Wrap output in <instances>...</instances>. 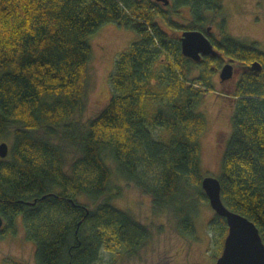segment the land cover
I'll return each mask as SVG.
<instances>
[{
	"label": "trees",
	"instance_id": "16d2710c",
	"mask_svg": "<svg viewBox=\"0 0 264 264\" xmlns=\"http://www.w3.org/2000/svg\"><path fill=\"white\" fill-rule=\"evenodd\" d=\"M222 1L0 0V144L11 142L9 156L0 159L2 237L16 234L22 216L36 264H95L114 244L138 255L152 233L112 203L120 189L112 192L108 158L116 175L152 195L157 210L174 213L180 234L195 235L198 203L209 201L202 180L210 176L201 174L208 121L195 109L214 90L223 60L185 57L182 29L203 32L246 69L232 91L221 93L234 100V131L218 179L224 204L252 221L264 241V52L206 32L205 12L220 18ZM187 6L192 22L181 27L171 15ZM113 23L140 37L116 61L111 81L120 93L93 120L76 121L85 109L90 38ZM221 26L226 31L225 18ZM255 62L261 72L247 70ZM164 98L173 102L153 111L151 101ZM151 128L165 137L155 141ZM70 149L77 157L68 164ZM212 225L222 229L224 243L226 219L216 215Z\"/></svg>",
	"mask_w": 264,
	"mask_h": 264
},
{
	"label": "rangeland",
	"instance_id": "374dc122",
	"mask_svg": "<svg viewBox=\"0 0 264 264\" xmlns=\"http://www.w3.org/2000/svg\"><path fill=\"white\" fill-rule=\"evenodd\" d=\"M224 14L214 21V13L206 11L209 21L205 29L211 27L212 35L218 41L225 36H231L247 44H255L264 52V0H223ZM181 27L189 26L192 14L189 6L180 9V13L171 15ZM223 18L226 19V31L222 30ZM164 29L172 34L171 27L157 20ZM182 29L177 30L181 37ZM140 40L138 34L120 24L103 26L90 38L92 60L90 63V78L87 85L85 109L77 115L76 121L88 123L96 118L110 103L116 91L112 85L116 61L121 52ZM225 59V58H224ZM224 62L222 64L225 65ZM235 74L240 67L232 63ZM242 68V67H241ZM221 70V69H220ZM219 70V72H220ZM238 70V71H237ZM218 75L213 78L214 90L207 92L203 101L196 107V112L206 116L208 129L202 138V176L210 175L220 178L222 163L226 150L233 136V105L234 100L227 94L238 82L237 77L226 83H221ZM198 75L195 70L193 76ZM156 79L161 81V76ZM165 87L160 86L159 93ZM195 87H201L198 84ZM177 100V99H176ZM173 101L168 98L151 101L153 111L166 108ZM155 141H161L165 132L152 129ZM11 145V142H7ZM77 157L71 149L68 150V164ZM108 164L113 172L112 192L120 196L113 197L112 203L119 209L130 213L141 224L148 227L152 233L147 245L136 256L126 253L124 247L113 245V250H101L95 264H215L222 255L224 233L218 225H212L215 211L209 201L201 200L195 214L196 233L194 236H184L177 230V218L171 210H157L151 194L146 193L134 183L121 179L115 172V163L108 158ZM16 234L6 237L0 235V264L10 263L36 264V244L26 238L22 216L16 219Z\"/></svg>",
	"mask_w": 264,
	"mask_h": 264
},
{
	"label": "water",
	"instance_id": "95a60500",
	"mask_svg": "<svg viewBox=\"0 0 264 264\" xmlns=\"http://www.w3.org/2000/svg\"><path fill=\"white\" fill-rule=\"evenodd\" d=\"M157 2L164 3L166 6L170 4V0H157ZM180 41L182 54L194 62L202 61L204 56L218 55L212 42L201 31L186 30ZM242 70L246 69L242 68ZM247 70L258 73L262 71V65L255 62ZM235 71L231 63L225 64L220 72L221 81H230ZM9 153L8 143H1L0 159H6ZM202 188L216 215L225 218L228 226L223 253L215 264H264V241L259 228L248 218L227 208L221 197L220 180L213 176H206L202 180ZM4 223V219L0 216V230Z\"/></svg>",
	"mask_w": 264,
	"mask_h": 264
},
{
	"label": "flooded vegetation",
	"instance_id": "af4514ba",
	"mask_svg": "<svg viewBox=\"0 0 264 264\" xmlns=\"http://www.w3.org/2000/svg\"><path fill=\"white\" fill-rule=\"evenodd\" d=\"M169 5H170V4H169ZM169 5H168V6H169ZM217 19H218V18H217ZM217 19H216L215 21H218ZM185 31H186V30H185ZM211 31H212V28H211V27L206 28V32H207L208 34H212ZM183 32H184V31H183ZM183 32H182V35H183ZM182 35H181V37H182ZM209 40H210V39H209ZM210 41H211V40H210ZM212 44H213V43H212ZM213 45H214V44H213ZM214 48L218 51V55H217V56L220 57V58L223 60V63H224V62H230L231 64L233 63L232 60L227 59V58L223 55V53H222L220 50L217 49V47H216L215 45H214ZM211 57H213V56H211ZM215 57H216V56H215ZM224 58H225V59H224ZM202 59H203V58H202ZM226 64H227V63H226ZM234 64H235V63H234ZM232 65H233V64H232ZM223 66H224V65H223ZM223 66H222V68H223ZM233 66H234V65H233ZM222 68H221V69H222ZM220 72H221V70H220ZM220 72H219V78H220ZM242 72H243V70H242V68H241V66H240V71L237 72L238 74H234V76H233L232 79H235V77H237V79L239 80L240 77H241V75H242ZM217 75H218V74H217ZM232 79H231V80H232ZM220 82H221V83H224V82L221 81V79H220ZM225 83H226V82H225Z\"/></svg>",
	"mask_w": 264,
	"mask_h": 264
}]
</instances>
